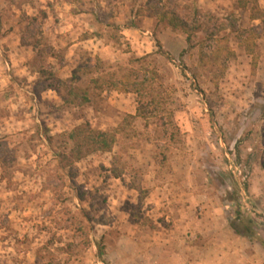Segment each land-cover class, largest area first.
Wrapping results in <instances>:
<instances>
[{
  "label": "rangeland",
  "instance_id": "obj_1",
  "mask_svg": "<svg viewBox=\"0 0 264 264\" xmlns=\"http://www.w3.org/2000/svg\"><path fill=\"white\" fill-rule=\"evenodd\" d=\"M0 264H264V0H7Z\"/></svg>",
  "mask_w": 264,
  "mask_h": 264
},
{
  "label": "trees",
  "instance_id": "obj_2",
  "mask_svg": "<svg viewBox=\"0 0 264 264\" xmlns=\"http://www.w3.org/2000/svg\"><path fill=\"white\" fill-rule=\"evenodd\" d=\"M257 17V16H256ZM176 17L172 18L170 24L173 27H178V24L175 23ZM184 30L187 28L183 25ZM191 36L188 34L187 41L191 42ZM124 87V86H123ZM116 89H119L117 85H115ZM125 91L127 86L124 88H120ZM70 139L72 140L74 147L72 149V160H80L83 157L97 151H110L113 148L115 142V135L108 131H103L100 129L93 128L89 123L80 124L76 126L70 133ZM62 162L67 163L68 156L64 154L62 157ZM102 251V248L100 246Z\"/></svg>",
  "mask_w": 264,
  "mask_h": 264
},
{
  "label": "crops",
  "instance_id": "obj_3",
  "mask_svg": "<svg viewBox=\"0 0 264 264\" xmlns=\"http://www.w3.org/2000/svg\"><path fill=\"white\" fill-rule=\"evenodd\" d=\"M6 3H7V0H0V11L4 7V5H6Z\"/></svg>",
  "mask_w": 264,
  "mask_h": 264
}]
</instances>
